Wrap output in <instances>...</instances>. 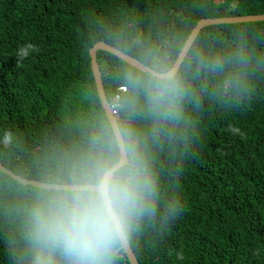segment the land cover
I'll list each match as a JSON object with an SVG mask.
<instances>
[{
    "label": "trees",
    "instance_id": "1",
    "mask_svg": "<svg viewBox=\"0 0 264 264\" xmlns=\"http://www.w3.org/2000/svg\"><path fill=\"white\" fill-rule=\"evenodd\" d=\"M257 14L264 0H0V162L65 184L89 135L101 122L112 128L92 69L96 43L174 66L200 20ZM97 57L109 102L120 93V127L135 131L157 186L128 238L139 264H264V21L203 28L168 117L138 98L129 110L124 73L141 70L110 52ZM53 189L0 169V264H30L24 209ZM114 264H131L123 249Z\"/></svg>",
    "mask_w": 264,
    "mask_h": 264
},
{
    "label": "clouds",
    "instance_id": "2",
    "mask_svg": "<svg viewBox=\"0 0 264 264\" xmlns=\"http://www.w3.org/2000/svg\"><path fill=\"white\" fill-rule=\"evenodd\" d=\"M29 48L21 47L18 55L26 56ZM182 81L166 55L153 57L145 71H125L128 109L138 98L154 115L168 117L183 97ZM135 136L130 127L101 122L88 137L81 163L65 173L67 182L31 200L22 220L30 264H114L157 195Z\"/></svg>",
    "mask_w": 264,
    "mask_h": 264
},
{
    "label": "water",
    "instance_id": "3",
    "mask_svg": "<svg viewBox=\"0 0 264 264\" xmlns=\"http://www.w3.org/2000/svg\"><path fill=\"white\" fill-rule=\"evenodd\" d=\"M250 21H264V14H257V15H246V16H229V17H222V18H206L200 20L197 25L193 28L190 36L188 37L186 43L184 44L175 64L174 67L176 71H179V68L181 67L183 61L185 60L189 50L193 46L195 40L197 39L199 33L201 30L209 25H215V24H227V23H238V22H250ZM99 50H103L106 52H110L120 59L126 61L127 63L131 64L132 66L138 68L141 71H145L150 68V66L144 64L140 60L132 57L131 55L123 52L122 50H119L118 48L100 41L96 43L91 49H90V55H91V62H92V69L93 73L95 76L97 88L99 91V95L103 104V107L106 110V113L109 117L110 123L112 125V128H118L120 127L119 120L114 116L112 113L111 107H110V102L107 98L104 85H103V79H102V72H101V67L98 62V57H97V52ZM0 169L8 174H10L14 179L19 181L20 183L23 184H31L43 188H59L62 187L64 184H57V183H47V182H40L36 180H30L27 179L23 176H20L10 169L6 168L5 166L2 165L0 162ZM122 249L124 250L127 258L129 259L131 264H139L138 259L131 247V244L128 240L126 239Z\"/></svg>",
    "mask_w": 264,
    "mask_h": 264
},
{
    "label": "built area",
    "instance_id": "4",
    "mask_svg": "<svg viewBox=\"0 0 264 264\" xmlns=\"http://www.w3.org/2000/svg\"><path fill=\"white\" fill-rule=\"evenodd\" d=\"M127 88L125 86H120L119 87V91H126ZM110 107L112 110V113L114 114V116L116 118H118L119 120V111H120V107H121V103H120V93L118 92L112 99V101L110 102Z\"/></svg>",
    "mask_w": 264,
    "mask_h": 264
}]
</instances>
